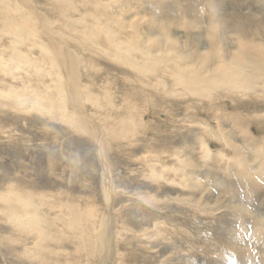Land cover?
Returning <instances> with one entry per match:
<instances>
[{
  "label": "rangeland",
  "instance_id": "obj_1",
  "mask_svg": "<svg viewBox=\"0 0 264 264\" xmlns=\"http://www.w3.org/2000/svg\"><path fill=\"white\" fill-rule=\"evenodd\" d=\"M0 59V264H264V0H0Z\"/></svg>",
  "mask_w": 264,
  "mask_h": 264
},
{
  "label": "bare ground",
  "instance_id": "obj_2",
  "mask_svg": "<svg viewBox=\"0 0 264 264\" xmlns=\"http://www.w3.org/2000/svg\"><path fill=\"white\" fill-rule=\"evenodd\" d=\"M0 63H1V59H0ZM207 77H208V76H207ZM207 77H206V78H207ZM178 82H179V83H182L181 80H179ZM10 188H11V187H10ZM11 191H12V190H11ZM15 192H16V191H15ZM15 196H16V195H15ZM17 196H18V194H17ZM19 196L21 197L22 195L19 194ZM28 197H29V196H28ZM17 198H18V197H17ZM24 198H26V197H23V199H24ZM15 199H16V198H15ZM15 199H14V202H15L14 205L18 204V201H16ZM21 199H22V198H21ZM26 200H27V198H26ZM28 202H29V201H28ZM23 203H24V202H23ZM12 204H13V203H12ZM19 204H20V201H19ZM27 205H28V204H22L21 207L29 208V206H31L30 203H29V206H27ZM19 206H20V205H19ZM12 207H13V206H12ZM17 207H18V206H16V208H17ZM17 209H18V208H17ZM108 250H109V252H110V249H108ZM107 256H108V255H107ZM104 260H105V259H104ZM104 262H105V261H104ZM108 264H109V262H108ZM111 264H112V263H111Z\"/></svg>",
  "mask_w": 264,
  "mask_h": 264
}]
</instances>
